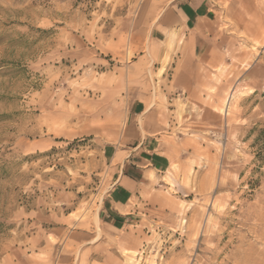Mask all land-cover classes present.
<instances>
[{"label":"rangeland","instance_id":"374dc122","mask_svg":"<svg viewBox=\"0 0 264 264\" xmlns=\"http://www.w3.org/2000/svg\"><path fill=\"white\" fill-rule=\"evenodd\" d=\"M176 1L0 0V264H264V0H215L221 59L190 96L169 35L149 53ZM141 83L172 162L115 229L100 213Z\"/></svg>","mask_w":264,"mask_h":264},{"label":"crops","instance_id":"0c3cea01","mask_svg":"<svg viewBox=\"0 0 264 264\" xmlns=\"http://www.w3.org/2000/svg\"><path fill=\"white\" fill-rule=\"evenodd\" d=\"M213 11L215 0H177L168 14L161 15L149 40V53L163 57L170 38L176 55L173 81L177 91L188 96L198 90L195 76L200 75V67L221 59L222 42L215 37ZM126 95L122 129L114 146L118 176L100 213L105 224L115 229L127 223L134 199L172 162L165 135L168 115L154 103L152 90L141 83L128 87Z\"/></svg>","mask_w":264,"mask_h":264},{"label":"bare ground","instance_id":"6f19581e","mask_svg":"<svg viewBox=\"0 0 264 264\" xmlns=\"http://www.w3.org/2000/svg\"><path fill=\"white\" fill-rule=\"evenodd\" d=\"M229 100V99H228ZM228 103V102H227Z\"/></svg>","mask_w":264,"mask_h":264}]
</instances>
